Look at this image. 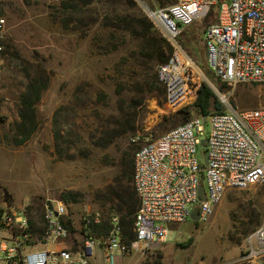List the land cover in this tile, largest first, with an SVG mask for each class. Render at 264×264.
Masks as SVG:
<instances>
[{"label": "rangeland", "instance_id": "374dc122", "mask_svg": "<svg viewBox=\"0 0 264 264\" xmlns=\"http://www.w3.org/2000/svg\"><path fill=\"white\" fill-rule=\"evenodd\" d=\"M57 1L0 0V16L5 18L7 29L5 51L0 60V197L17 206L27 205L33 214H37L43 200L61 198L71 190L75 196L70 204L76 206L77 211L89 209L100 212L95 193L98 187L111 181L115 172L111 162L121 149L128 143L137 146V141L160 135L197 114L198 110L192 102L172 108L166 103V93L158 94L154 90L136 107L135 128L125 137L106 148L90 147L87 143V155L79 152L71 158L60 157L54 146L52 115L60 104L76 103L75 87L78 84L83 87L77 91L78 99L88 100L86 92L91 95L86 107L76 106V121L88 129L99 120L116 115L120 98L123 105H128L126 90L123 95L116 93L117 83L121 81L128 85L129 76L142 71L133 56L137 49V36L111 26L104 28L99 23L89 25L86 30L76 29L73 23L62 26L50 15V6ZM134 1L140 12L148 16L147 8L153 6L155 9L169 0H162V4H152L150 0ZM222 1L229 0H217L208 15L183 26L177 38L184 40L185 50L200 64L204 81L215 86L211 88L222 108L225 99L235 107L264 106V81H242L230 87L217 81L213 73L209 74L203 29L213 20ZM106 9L105 4L100 6V10ZM109 31L118 35L119 44L115 49L100 51L97 43H93L94 35L107 36ZM40 67L45 69L49 79L36 102L37 127L24 141L16 142L14 122L18 119V94L26 81L25 70L33 72ZM151 72L153 69L148 70L149 75ZM184 109L189 111L187 118ZM65 111L72 113L69 109ZM202 123L204 130L200 137L204 138L209 134V118ZM80 134L84 136L86 133L81 130ZM136 136L139 138L135 141ZM203 149L200 145L197 147L198 158L203 157ZM263 211L264 178L245 188L227 187L206 220L187 218L171 222L167 224L164 242L150 247L135 243L129 254L117 253L116 262L256 264L244 255ZM189 236L193 237L189 246L179 245L178 242ZM255 261L262 264L264 257Z\"/></svg>", "mask_w": 264, "mask_h": 264}, {"label": "built area", "instance_id": "2783aa9c", "mask_svg": "<svg viewBox=\"0 0 264 264\" xmlns=\"http://www.w3.org/2000/svg\"><path fill=\"white\" fill-rule=\"evenodd\" d=\"M216 3L171 0L146 9L173 47L157 67L172 108L193 102L205 79L200 64L177 37L183 26L208 15ZM6 36V21L0 16V60ZM203 40L208 67L221 82L233 87L242 81H264V0L219 2L203 29ZM207 117L210 130L202 146V121ZM137 142L133 180L138 205L131 245L116 215L106 226L98 210L77 211L62 198L48 197L37 216L27 205H14L1 196L0 264H117V253L129 254L135 243L150 247L164 242L167 224L189 218L191 208H197L199 220H206L227 187L245 188L264 178V106L235 107L225 99L221 109L195 114ZM199 145L207 155L205 164L197 155ZM199 184L204 199L199 198ZM244 256L261 264L255 260L264 257V211Z\"/></svg>", "mask_w": 264, "mask_h": 264}, {"label": "trees", "instance_id": "16d2710c", "mask_svg": "<svg viewBox=\"0 0 264 264\" xmlns=\"http://www.w3.org/2000/svg\"><path fill=\"white\" fill-rule=\"evenodd\" d=\"M150 1L152 4L155 2L163 3L162 0ZM103 4L107 6L106 10L108 11L100 10V6ZM136 6L134 0H58L56 4L50 6L52 9L50 15L57 19L62 26L67 27L69 23H73L76 29L86 30L89 25L99 23L104 28L111 26L137 36L138 44L133 56L142 71L140 74L129 76L128 85L125 82L122 84L121 81L117 83L116 93L123 95L122 93L126 90L124 94L129 96L128 105H123V99L120 98L116 115L99 120L98 123L88 129L82 128L76 121L78 116L76 106L86 107L85 105L90 102L91 95L86 92L88 100L78 99L80 96L77 91H81L83 87L81 84L75 87L74 99L76 103L73 105L60 104L52 115L54 146L60 157L71 158L79 152L87 155L89 152L87 143L90 147L99 148H106L114 144L117 139L125 137L129 131L135 128L136 107L138 105L142 104L154 90L158 94H165V87L155 72V66L167 61L173 47L170 41L156 29L153 21L145 13L140 12ZM150 8L154 9L153 6ZM93 39L95 40L93 43H97L100 51L115 49L120 40L114 31H109L107 36L95 34ZM178 40L186 49L184 40L181 37ZM149 69H153V73L151 72L150 75ZM211 73L209 72L210 75ZM25 77L24 87L18 94V119L14 122L16 142L24 141L37 127L36 102L40 99L49 79L43 67L33 72L26 69ZM216 80L221 82L218 78ZM192 103L198 110L197 114L208 113L212 110L210 107L213 109L222 108L213 89L205 81L200 83L196 98ZM67 109L71 110L72 113L65 111ZM184 111L187 118L189 111L186 109ZM78 129L86 134L82 136L81 130ZM136 147L135 144L128 143L121 149L120 154L111 162V165L115 167L111 181L98 187L95 193L104 225L107 226L109 219L116 215L129 245L134 240L133 220L138 205V195L133 180ZM74 196L75 193L68 190L61 198L70 202ZM40 212L41 206H38L36 215L39 216ZM256 220L259 221V218L256 217ZM192 241L193 237L189 236L178 243L182 247H187Z\"/></svg>", "mask_w": 264, "mask_h": 264}, {"label": "water", "instance_id": "95a60500", "mask_svg": "<svg viewBox=\"0 0 264 264\" xmlns=\"http://www.w3.org/2000/svg\"><path fill=\"white\" fill-rule=\"evenodd\" d=\"M201 145L202 146H206V139L202 138L201 139ZM207 162V155L206 153L203 154V163L205 164ZM198 193H199V198L200 199H204L205 198V192H204V188L201 184H199L198 186ZM199 212L197 210L196 207H193L190 209V213H189V218L192 220H199Z\"/></svg>", "mask_w": 264, "mask_h": 264}]
</instances>
